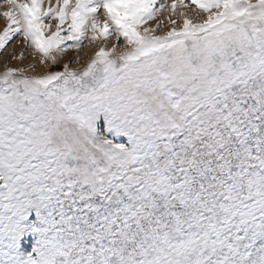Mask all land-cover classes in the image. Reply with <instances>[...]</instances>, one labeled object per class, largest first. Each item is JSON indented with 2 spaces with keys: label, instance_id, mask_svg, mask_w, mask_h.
Wrapping results in <instances>:
<instances>
[{
  "label": "snow or ice",
  "instance_id": "1",
  "mask_svg": "<svg viewBox=\"0 0 264 264\" xmlns=\"http://www.w3.org/2000/svg\"><path fill=\"white\" fill-rule=\"evenodd\" d=\"M3 2L0 50L117 43L0 74V264H264V0Z\"/></svg>",
  "mask_w": 264,
  "mask_h": 264
},
{
  "label": "rangeland",
  "instance_id": "2",
  "mask_svg": "<svg viewBox=\"0 0 264 264\" xmlns=\"http://www.w3.org/2000/svg\"><path fill=\"white\" fill-rule=\"evenodd\" d=\"M56 0H52V4L55 5ZM159 2H165V0H159ZM167 4H171L172 0H166ZM188 0H186V3ZM44 7H48V0H44ZM6 8V3L0 0V12H3ZM183 10L189 14V17L193 19L194 22L202 21L207 18V13H199L197 16V11L194 6L189 5L187 9ZM170 12L165 10L161 12L155 20L148 21L143 27L155 28L158 23H161V27L156 30L155 35H164L169 31L173 25L168 22V17ZM97 18L103 22L105 16L103 12L97 14ZM172 19H177V17L172 16ZM46 24H50V30L45 32L46 36H51L56 30V24L59 23L58 20H50L48 18L44 19ZM7 20L0 15V33H2L7 26ZM70 23V21L68 22ZM68 23L63 25L66 30L68 28ZM182 26V19L177 20L175 27L180 28ZM61 35H67L66 31H62ZM91 36V31L88 33ZM117 43L115 36H110L106 41L103 37L94 42H89V40L84 41V45L79 51L75 48H69L66 52L53 51L52 56H56V63L53 64L51 58L45 59L43 54L38 52L34 45L24 39L22 33L13 36L11 40L8 41L5 48L0 50V74H3L7 69H20L23 68L25 71L23 75L27 76H43L51 71H62L64 64H68L71 69L80 70L83 68L95 55V52L99 50L101 46H106L110 48L112 44ZM120 47L118 51L123 50V39L120 40ZM23 54V55H22ZM79 60L80 63H76Z\"/></svg>",
  "mask_w": 264,
  "mask_h": 264
}]
</instances>
